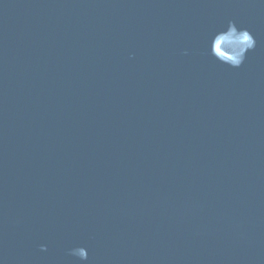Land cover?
Masks as SVG:
<instances>
[{"label":"water","instance_id":"1","mask_svg":"<svg viewBox=\"0 0 264 264\" xmlns=\"http://www.w3.org/2000/svg\"><path fill=\"white\" fill-rule=\"evenodd\" d=\"M0 264H264V0H0Z\"/></svg>","mask_w":264,"mask_h":264},{"label":"clouds","instance_id":"2","mask_svg":"<svg viewBox=\"0 0 264 264\" xmlns=\"http://www.w3.org/2000/svg\"><path fill=\"white\" fill-rule=\"evenodd\" d=\"M256 46V38L247 27H242L235 20H228L227 24L215 31L208 41V54L216 61L233 68L243 65L247 53ZM46 250V245H40ZM69 254L79 261L87 262L88 249L85 246H76L69 250Z\"/></svg>","mask_w":264,"mask_h":264}]
</instances>
